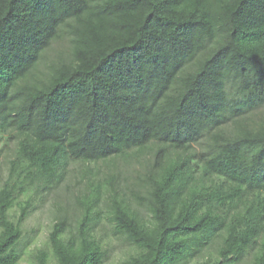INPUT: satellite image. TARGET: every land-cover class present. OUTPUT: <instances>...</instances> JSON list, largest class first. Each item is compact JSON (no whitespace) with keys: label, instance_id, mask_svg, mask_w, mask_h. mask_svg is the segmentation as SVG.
<instances>
[{"label":"trees","instance_id":"obj_1","mask_svg":"<svg viewBox=\"0 0 264 264\" xmlns=\"http://www.w3.org/2000/svg\"><path fill=\"white\" fill-rule=\"evenodd\" d=\"M2 144L0 264H105L104 207L119 264H264V0H0ZM75 172L32 249V200Z\"/></svg>","mask_w":264,"mask_h":264},{"label":"rangeland","instance_id":"obj_2","mask_svg":"<svg viewBox=\"0 0 264 264\" xmlns=\"http://www.w3.org/2000/svg\"><path fill=\"white\" fill-rule=\"evenodd\" d=\"M67 41H59L54 44L53 50L50 51L52 54H56L54 50L67 49ZM10 147L6 145H0V186L4 178L6 177L7 170V160L9 158ZM137 168L139 164H136L130 170L122 166L121 169L109 171L103 169L100 173V177H108L110 174L117 175V188L125 187L129 185L130 187L134 186L135 175H137ZM104 180V179H102ZM87 183L86 179H82L78 172L71 173L63 181L62 185L43 192L38 197H35L32 200L31 207L29 208V215L25 220V229L29 230L31 228L35 229L34 239L31 241V248L34 249L36 246L43 244L48 236L51 224L54 222V214L61 210L65 209L67 214L72 217L73 212L76 210V205L74 203L77 201V197L83 196L85 191V184ZM120 192V189H119ZM129 194V191H126ZM131 197V195H130ZM133 198V197H131ZM134 205L138 206L134 199H131ZM102 221L97 226L98 232L103 236V238L108 239L112 238V246L108 252V257L105 264H119L121 258L128 253L132 247L129 242L124 241L122 238L117 237L112 234V229L110 222L106 218V208L104 207L102 212ZM210 251L213 249H206L201 254H198L194 261L189 264H198L202 260L203 256H208ZM249 258V257H248ZM246 258V259H248ZM245 263V260L242 263ZM21 264H30L28 257H24Z\"/></svg>","mask_w":264,"mask_h":264}]
</instances>
